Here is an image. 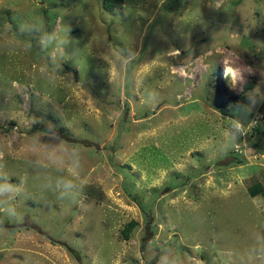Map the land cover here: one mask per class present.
Listing matches in <instances>:
<instances>
[{"label":"rangeland","instance_id":"374dc122","mask_svg":"<svg viewBox=\"0 0 264 264\" xmlns=\"http://www.w3.org/2000/svg\"><path fill=\"white\" fill-rule=\"evenodd\" d=\"M102 3L0 0V264H264V0Z\"/></svg>","mask_w":264,"mask_h":264},{"label":"trees","instance_id":"16d2710c","mask_svg":"<svg viewBox=\"0 0 264 264\" xmlns=\"http://www.w3.org/2000/svg\"><path fill=\"white\" fill-rule=\"evenodd\" d=\"M103 1V7L106 10H113L115 8H120L123 6L124 4V0H102ZM216 73L219 72V69H215ZM242 99L243 97L239 96V97H229L227 99H223L222 100V105L224 107V110L226 111H232L235 110L239 105H240V99ZM257 194V193H256ZM254 194V195H256ZM132 227V225H130Z\"/></svg>","mask_w":264,"mask_h":264},{"label":"clouds","instance_id":"9594fccd","mask_svg":"<svg viewBox=\"0 0 264 264\" xmlns=\"http://www.w3.org/2000/svg\"><path fill=\"white\" fill-rule=\"evenodd\" d=\"M51 157L54 158L55 154H51ZM72 186L73 185L71 183H65L63 185V188L70 189ZM12 188L13 185L9 184L8 182H2L0 183V194L11 192ZM162 264H178V261L173 257L165 255L164 257H162Z\"/></svg>","mask_w":264,"mask_h":264}]
</instances>
